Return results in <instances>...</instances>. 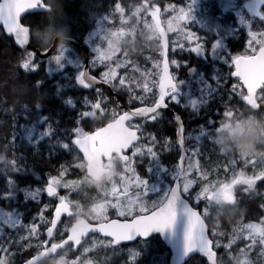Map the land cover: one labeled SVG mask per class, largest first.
Wrapping results in <instances>:
<instances>
[{
    "label": "snow or ice",
    "instance_id": "snow-or-ice-1",
    "mask_svg": "<svg viewBox=\"0 0 264 264\" xmlns=\"http://www.w3.org/2000/svg\"><path fill=\"white\" fill-rule=\"evenodd\" d=\"M260 4H264V0H259ZM193 0L186 3L184 7L169 6L165 9V13H169V19L166 24L160 19V10L154 6L152 0H145L139 5L135 12L132 13L133 19L139 24L143 21V28L150 33L147 39L155 38L157 41V52L159 59H156L152 65L151 71H146L143 84L137 83L135 88L131 83L126 81L127 76L118 75V70L127 68L133 65L134 62L128 60L129 54L123 51L115 50L113 41H120L129 36L136 34L134 27H125L127 21L124 19L125 10L117 3L115 5V13L120 14V27L116 30L100 29L96 35L99 39L107 42V48L96 47L93 49L95 53L91 62V66L95 68L97 63L107 68V71L102 74L101 81L104 84L110 85L118 92H127L129 100L128 107L130 111H124L118 114L116 111L111 113L112 119L103 126L97 127L94 131H85L79 126L80 119L76 120L75 127L63 128L60 131L63 133L66 142L49 143L48 148L51 150L57 147L62 150H67L69 153L75 152L76 156L94 158L100 156L102 158H110L118 155L123 163L122 173L113 180H110L100 192L102 199L99 202H94L93 212L96 219L82 231L78 237H72V234L67 231L62 235H66V239L61 240V246L70 244L80 246L83 239L90 234H103L104 239L100 241L103 247H115L122 242H131L134 238L148 237L153 231L171 229L177 223L180 216L185 219L184 224V246L185 253L193 252L202 253L210 264H216V253L214 248L220 247L219 241H213L209 238V232L205 220L210 217L209 209L213 205L219 203L228 204L230 207L237 205L236 188L239 185L245 193H251L259 181H264V167H261L257 172L258 163L264 164V154L258 157H247L230 153L233 157L231 167L225 166V172H232V178L225 180H209L208 174L202 171L200 163L197 160L192 162L193 157L199 156L201 153L193 145L191 150L185 149L184 145V122L178 114H174L173 121L177 125L178 143L181 146V161L187 159L188 164L185 168L179 165L169 170L160 166L157 152L154 147L141 144V141H147L150 145L157 144V136L153 133L144 134V128L147 123L157 122L163 119L162 113L167 110L170 105L182 106L188 108L191 106L193 112L197 109V100L193 99L194 95L198 96L201 105L209 104L213 100L219 99L223 111V117L233 116L237 114L238 107L232 104L233 99L238 98V102L243 107H250L256 110H264V31H253V27L257 24L264 28V7H255L254 15L249 18L250 24L246 32V42L242 39L241 43L244 46L243 53L233 55L229 51H221L219 58L211 60L210 53L215 54V49L218 42L210 43L204 36L199 35L187 23L191 19ZM43 8L46 11L51 10V6L44 3L43 0H0V26L10 36H13L15 42L23 47L29 44L30 27L22 23L24 14L30 9ZM151 17V23L147 17ZM106 19V17H105ZM136 27V26H135ZM145 35L144 31H141ZM169 34L177 37L176 40H169ZM193 44L195 46H193ZM55 52L50 55L49 53ZM26 56L23 59V69L28 71L38 70L39 65L34 57L36 52H29L25 48ZM41 55L48 57L46 75H51L53 72H61L66 83L64 88L79 87L83 89H92L97 83L95 76H90L88 71L84 70L85 65L79 60L72 57L70 48H45ZM125 58V63L120 62V56ZM195 56L197 60H211L213 64H223L227 66L229 71L226 75L221 73L220 68L213 69L210 75H202L196 70L188 60L183 63L176 59H170V56ZM152 60V57H148ZM41 61L40 63H44ZM55 67H51V65ZM170 65L175 66L177 72L180 69H187V79L180 77L173 72H170ZM66 67H73L76 70V75H71L63 72ZM234 69V70H232ZM135 71V67L133 68ZM235 79L236 83H232L231 87H227L230 79ZM43 81H37V86H40ZM139 89V92L136 89ZM98 97H103V93L99 88L95 89ZM225 97L227 100L225 101ZM81 107L90 108L91 111H83L79 113L82 118L94 117L96 112L105 114L107 103H112L111 100L103 98L96 102H91L88 97H83ZM64 103L76 109V103L73 98H63ZM182 100L185 102L182 105ZM138 102L142 107L133 108V103ZM102 104L105 107H102ZM39 110L40 105L38 104ZM25 111H27L25 107ZM219 114V113H217ZM26 118V117H25ZM139 118L142 123H133V120ZM15 119V118H14ZM48 117L42 116L39 122L32 125H17L19 132L14 134L12 145L16 146V141L19 139L23 143H27L29 147L39 150V144L50 139L54 134L51 125L47 130L37 131L41 124L48 123ZM59 124V121H56ZM217 122L214 120L207 121L208 129L212 130L216 127ZM210 131L204 128L199 130V135L190 137V139L199 141L202 137L208 138ZM145 149L150 158L151 167L146 171L152 176L155 183L149 184L147 179H141L135 175L133 165V157L145 155ZM126 150L132 151V156L125 155ZM191 152L190 155L186 153ZM75 156V157H76ZM19 159H23L21 156ZM243 163L245 168L251 167L253 175L249 176L245 171L236 172L235 166ZM14 165L15 172L18 174H27V169L18 167L16 161H11ZM80 170V165H75ZM67 173L66 168H62L58 176H51L47 180L46 188L43 189L50 198L58 197L59 203L55 208V217L50 221L51 226L47 227L46 235L49 239L44 240V252L49 256H54L59 247L54 239V229L60 221L61 215L67 213V200L64 195H60L58 189L63 188L68 190L73 185L72 180L65 181L63 178ZM163 177H170L174 181L173 185L162 186L164 183ZM194 186H200V190L195 195L197 207L190 206L189 200L193 199L192 190ZM41 189H36L35 192H30L28 189H21L13 180L7 181V189L0 194V198L5 200H16L19 193L25 194V204L29 200H35L36 194ZM149 192L162 193L155 200H147ZM115 201V203H113ZM19 202V201H17ZM203 203L204 207L198 211L197 208ZM47 205H45V208ZM260 207L264 209V204ZM112 208L117 211L118 217L122 219H109L108 209ZM43 210L39 215L41 221L44 220ZM6 220L4 223L13 229L23 227L27 231V236L20 237L21 240L27 242L34 236H38V225L36 223L30 226L20 224L19 218L13 219L12 213H5ZM36 218H34L35 220ZM2 232V229H0ZM221 235L224 233L212 232V236ZM237 240L247 241V250H252L259 246L264 251V217L258 223L240 224L233 230V235L229 238V243L226 246L231 248ZM8 242H11L10 240ZM39 247V245H38ZM77 247L76 249H78ZM0 250L7 251L0 243ZM87 251V250H86ZM245 249H241L243 253ZM136 255H139L138 253ZM42 253L38 252L36 256L26 261L25 264H39ZM0 264H8L3 258H0ZM238 264H248L247 261H238Z\"/></svg>",
    "mask_w": 264,
    "mask_h": 264
},
{
    "label": "trees",
    "instance_id": "trees-1",
    "mask_svg": "<svg viewBox=\"0 0 264 264\" xmlns=\"http://www.w3.org/2000/svg\"><path fill=\"white\" fill-rule=\"evenodd\" d=\"M167 1L168 0H160L159 3L162 5ZM144 2L145 0H47V4L51 6L50 13L44 11L31 12L23 18V22L32 27L33 43L37 46L44 47L39 34L52 25H54L52 28H55V31L59 34L65 35L69 32L71 37L83 42L95 22V19L92 17L94 12H96V20L99 17L102 19L106 17L103 21L105 25L108 28H117L120 26V14L115 13L114 10L115 5L119 3L125 10V16L131 19V23L129 24V26H131L136 22L135 19L131 18L132 13ZM152 2L155 3L157 1L154 0ZM148 19L151 21L150 16H148ZM138 47H140V45H138ZM243 49L244 47L239 45L237 51H242ZM25 56V50L17 48L12 38L6 35L0 26V163L6 162L8 164L6 167L0 168V194L7 189L8 180H13L18 187L32 184L29 174L34 171L37 173V176L44 175L42 178H47L49 175L58 176L62 168H66L67 173L65 176L68 178L75 177V167L73 166L75 165V156L77 153H69L67 150H62L58 147L51 150L50 153L48 144L66 142L60 130L74 126L76 124L75 119L80 117L79 113L89 109L81 107L83 104V97H88L93 103L96 102L97 98L100 100L106 98V100L113 101L112 103H107L106 107L102 104L103 107H105V114L100 115L102 119L100 124L104 123V117H111L113 111H120V107L116 104L114 97L108 90H100L103 93V97H98L95 90L86 91L79 87L64 88L63 85L66 83V80L63 78V75L54 73L47 76L45 62L40 63L41 61L37 58H35V61L39 65L38 70L28 71L23 69V59ZM148 57H152V60H148ZM158 57L157 41L155 38L149 42L147 49L141 48L139 52L134 54L138 66L142 69L152 70L153 60L155 58L158 59ZM178 59L181 63L186 60H183L182 57ZM195 60V56L190 57V64ZM68 68L71 72L67 73L74 76L73 71L75 70H73V67ZM94 72L96 74V70H94ZM177 73L180 79L188 78L187 69H180ZM37 81H43V83L37 86ZM59 85H61V90L59 89ZM63 98H73L76 103V109L73 110L71 107L67 106ZM128 100L129 97L127 92H119V103L125 104L128 103ZM226 100L227 97H225V101ZM38 104L40 105L39 110L36 107ZM138 104L140 103L135 102L132 106ZM232 104L239 108L237 114L234 115L236 121L243 122L244 118L252 112H255L257 115L264 113V110H254L250 107H243V105L238 102V98L233 99ZM172 106L174 109L180 110V113L184 117L187 132L186 145L189 150H191L194 145V140L190 139L193 134L190 129L192 124L195 123L201 127L205 125L208 119H216V115H220V112L212 113V108L214 107L218 108L219 111L225 110L219 99L213 100L209 104L201 107L199 111L192 113L187 112L181 106L174 104ZM25 107L27 111H25ZM162 115V120L153 123L150 122L148 124L146 133L156 134L159 138H168L167 141L166 139H161L159 141L158 138L156 147L160 160L169 165H174L179 155V150L175 142L176 124L174 122L170 123V121H173V114L170 111H164ZM42 116H47L49 118L48 123L41 124L37 131L47 130L48 126L51 125L54 133L52 137L42 141L39 144V150L29 147L27 143H23L19 139L16 141V146H13V136L19 132L17 125L35 124L39 122ZM57 120L59 124L56 123ZM85 122L87 123L83 125L89 127V129L94 126L92 121ZM217 125L219 124H216L214 129L208 130L210 131L208 138H201L202 142L199 151L201 154L198 157L203 171L206 169L213 171L214 168H211V166H220L222 162L228 158L223 152L217 153V151L222 148L221 140L210 138L211 134H214ZM203 128H208L207 124ZM189 153L191 154L190 151ZM21 156L23 157L22 160L19 159ZM230 158L233 159L232 156ZM13 160L16 161L18 167L26 168L30 173L28 175L17 174L14 171V165L11 163ZM236 166L242 167L243 165L239 163ZM247 172L252 173L251 170H247ZM83 173H85V170L78 169L77 174L79 177H81ZM38 182L36 181L35 184H38ZM20 200H22L20 197L15 201L0 198V207H4L8 210L17 209L22 213L23 218L28 221L31 217L29 210L32 201H28L25 204L24 201L20 203ZM237 201V205L231 207L228 204H221L213 205L211 208L210 217L211 215L218 216L217 221L219 222V226H214L212 225L210 217L208 218L211 232L214 227H218L219 233H224L223 236L219 235L223 239H228L238 225L256 222L264 217V209L260 207L261 204H264V181H259L251 193H245L242 189H239ZM39 207L40 205L36 204L37 210ZM52 207L51 204H48L45 213H51ZM202 207H204V205H202ZM159 242L162 244L160 240ZM38 249V244L32 241L26 244L19 243L12 245L8 250L9 260L14 263H20ZM157 251L156 249L155 252ZM95 252L96 250L93 253ZM102 252L108 253V250H102ZM78 253L79 252L70 251L68 258H73V256ZM151 253L152 250L141 253L136 259L135 264H156L155 256L158 261L157 264H161V255L159 253H154L155 255H152L153 253ZM221 253L222 251L219 257L223 259L225 264L233 263V259L230 258L228 260L226 254L223 253L221 255ZM120 259L121 258L117 259L113 257L111 259V261H113L111 264H116L115 262H118ZM55 260L56 259L53 258L42 262L43 264H55ZM122 260L126 262L130 261L127 257L122 258ZM68 261L69 259H67V262ZM122 264L126 263L123 262ZM186 264L208 263L204 257L195 255Z\"/></svg>",
    "mask_w": 264,
    "mask_h": 264
},
{
    "label": "rangeland",
    "instance_id": "rangeland-1",
    "mask_svg": "<svg viewBox=\"0 0 264 264\" xmlns=\"http://www.w3.org/2000/svg\"><path fill=\"white\" fill-rule=\"evenodd\" d=\"M250 1L251 0H217V6L219 8V13H218V17L220 16H224L226 15V13H228L229 11H232L234 13V17L227 19L226 17V22L224 21H220V20H216L215 17L211 16L213 15L212 13V8L208 7L205 11L204 14L207 16V23H206V28L211 30L215 24L218 23L219 21V29L217 31H212V33H210V39H209V46L211 42L217 41L218 42V46L215 49V54L210 53L211 56V60H215L217 58H219V54L221 53V51H229V46L231 45H237L239 42L243 40H245L246 42V32L248 29V26L250 24V20L249 18L252 16L250 13ZM197 3L198 0H193V3L191 5L192 7V12H191V19L189 21H187V23L189 25H194V21H195V16L197 14H199L198 12V7H197ZM169 6H175L177 8L179 7H184V6H179V5H173V4H168L166 5L165 9H168ZM163 10V17H164V21L165 24L167 22V20L169 19V13H165V11ZM111 19V18H110ZM124 19L127 21V24L125 25V27H134L135 28V32L136 34L134 36H129L125 39H122L120 41H113V46L115 48V50L117 51H123L125 53L129 54L128 60H131L134 62L133 65H130L127 68V71H125L123 68L118 70V75L120 76H127L129 79L126 81L127 83H131L132 86L135 88L137 83L143 84L144 82V73L146 71H151V69H142L138 66L136 59L134 58V54L136 52H139L141 48H148V44L152 39H147V35H150V33H147L146 30H144L143 28V21L139 24H137V21L134 22L131 26H129V24L131 23V19L127 16H124ZM105 19H98L95 20V26L92 28V30L90 31V33L87 36V44L89 45V47L91 48V50H93L96 47H101V48H107V42L103 41L101 39L98 38V36L96 35V33L102 28V29H111V30H116V28H108L105 27L103 25V21ZM147 20L149 23H151V21L148 19ZM136 26V27H135ZM202 26V24L200 25ZM198 26V27H200ZM256 26H259V24H257ZM54 25H52L51 27H49L48 29L42 31L41 34H39V36L41 37L42 41L45 43H49V40L51 38L52 33L55 31ZM120 26H118L117 28H119ZM254 29V30H253ZM253 31L259 32V31H264V28H261L259 26L258 29H256L255 27H253ZM141 31L145 32V35L141 34ZM196 31V30H195ZM82 33V32H81ZM80 33V34H81ZM79 34V35H80ZM172 35V34H171ZM173 40H176L177 37L172 35ZM138 45H140V47H138ZM193 46H195L193 44ZM63 48H68V47H63ZM242 53V52H240ZM240 53H232L233 55L236 54H240ZM95 55V53H94ZM94 55L91 57V62L94 58ZM72 57L74 59H77L80 61V63L83 62V60H80L77 56L72 54ZM159 59V58H158ZM172 59H177L176 56H172ZM156 58L153 60V63L155 62ZM211 60H208V67L207 68H197L196 70L200 71L202 73V75H210L213 71V69L216 68H220L221 69V73L226 75L227 72L229 71V69L227 68V66L223 65V64H213L211 63ZM47 61V60H46ZM120 62L121 63H125V58L121 55L120 56ZM47 68L49 67V65L47 64V62H45ZM51 67H55V65H51ZM92 67V66H91ZM135 67V71L133 70V68ZM175 68V66H173ZM93 68V67H92ZM93 69L98 70V72L101 73V75L107 71V68L103 65H100L99 63H97V66ZM63 72L67 73V72H71V70L66 67ZM53 73H59V75H62L61 72H53ZM52 73V74H53ZM76 74V70L73 71V74ZM232 83H236V80L233 78L231 80H229V84L228 87H231ZM137 92H139V89H136ZM193 99L197 100V108L199 106H201L198 96L194 95ZM183 101V100H182ZM184 102V101H183ZM185 103V102H184ZM85 111H91V109H87ZM230 128H235L236 130H240L242 129V123L231 120V119H227L226 123L223 125H219L216 128L217 132H224L225 129H230ZM196 136V135H195ZM160 139H167L165 137H161ZM141 144L145 145V142H141ZM153 147V145H150ZM223 151L229 155L230 153H233L229 147V145L225 144L224 145V149ZM264 154V153H262ZM260 154V155H262ZM199 161V157H193L192 162L195 163L196 161ZM242 163V162H241ZM188 164V160L186 162V167ZM243 164V163H242ZM6 165H8L6 162L0 163V168H4L6 167ZM225 166L231 167V161H223L221 164V168H214L213 171H210L208 174L209 180H225ZM14 167V166H13ZM162 168H166L165 165L161 166ZM175 166V164L169 169H173ZM201 167V166H200ZM261 167H264V164H260L258 163L256 171L258 172L260 170ZM248 168V167H247ZM247 168L244 167H240L238 168L237 166H235V170L236 172H240V171H245ZM15 169V168H14ZM251 171H253V169H250ZM203 171V170H202ZM230 172V176L227 179H231L232 178V172ZM5 173V172H4ZM30 172L27 171V174H29ZM247 174V173H246ZM248 175V174H247ZM31 176V181L34 182L35 180H37V175L35 173H32ZM251 176V175H249ZM162 178L164 179V181H162L164 184L162 186H168L170 185V181L168 180V177L165 178L162 175ZM64 179V178H63ZM65 180V179H64ZM68 181V180H65ZM73 181V185H71L69 187L68 190H64L63 188H60L59 190H61L62 194H65L66 199L72 204L74 210H75V217L71 218L72 220H74L76 217H80V216H86L88 218H90L91 220H95V214L93 212V204L94 201H90V203L87 204V206L81 202L79 199L75 198V196L73 195L74 192H78L80 190H82L83 188V184H80L78 182H76L75 180ZM155 183V181L153 182H149V184H153ZM21 189H28L30 192H35L36 189H41V191L39 193L36 194L35 200L33 201H38V199L40 197H45V195H43L44 191L43 189L44 186L41 185H36L34 183L28 185V186H24V187H19ZM194 188H199L197 190H195L194 192V200H195V195L196 193L200 190V186H194ZM153 194H155L154 192H152ZM22 198L23 201H25V194L23 192L19 193L16 200L18 198ZM50 198V197H49ZM53 202L58 199V197L55 198H50ZM102 199V197L99 199V201ZM157 199L156 197L151 199V200H155ZM149 200V201H151ZM10 201V200H9ZM15 201V200H14ZM112 209V208H109ZM209 213L211 211V208L208 210ZM5 213H12L13 219H17L19 218L20 220V224L25 225V226H30L31 224H33L32 222L29 223H24L22 221L21 218V213L17 210V209H12V210H8L6 208H0V229H2V232H0V237L2 236V239L7 241L5 243H2L3 245H8V241H13L17 238V236L22 235V234H28L26 229L23 227H18L17 229H13L10 226L6 225L4 223V221L6 220V216ZM117 213V212H116ZM41 214V212H40ZM39 214V215H40ZM44 220L43 221H39L38 225V236H34L32 238V240L34 241H38L40 244L43 242L44 238L40 237V233L44 232V228L46 227V223H47V218L45 216V213L42 212ZM38 215V217H39ZM79 215V216H78ZM40 224H43L45 227H43L41 229ZM62 231H66L68 228L67 224H63L61 226ZM233 235V234H232ZM230 235V237L232 236ZM229 237V238H230ZM229 238L228 239H223L222 237L218 236L216 241H219V244L221 245L218 248H222V252L224 254H226V258H232L234 260V264H238V261H247L248 264H264V251L261 250V248L259 246H257L256 248L252 249V250H247L246 248V244L248 243L247 241H241V240H237V242L235 244L232 245V247L229 249L226 246L229 243ZM101 240L98 239H92L90 240V242H88L85 246H83V248L80 250V254L79 257H77L76 259L73 258H68V254L69 252H65L64 254H62L61 256H59L58 258H55V264H85L87 260L89 259H94L96 260V253H92L94 250H96V248H98L101 243ZM152 246V242H147L146 243V250H149V248ZM109 247H107L106 249H108ZM136 246H130L126 249V251L129 253L130 257L132 256L133 252L136 251ZM241 249H245V251L242 253ZM87 250V251H86ZM118 252H121V250H118ZM90 253V255L88 256V258L83 262V259L85 258V256H87V254ZM92 253V254H91ZM98 257V255H97ZM0 258H3L7 261V256L4 254L3 251L0 252ZM67 259H69V261L67 262ZM220 262H222L221 259H219ZM89 264H94L93 262H89Z\"/></svg>",
    "mask_w": 264,
    "mask_h": 264
},
{
    "label": "water",
    "instance_id": "water-1",
    "mask_svg": "<svg viewBox=\"0 0 264 264\" xmlns=\"http://www.w3.org/2000/svg\"><path fill=\"white\" fill-rule=\"evenodd\" d=\"M263 4H260V2H259V0H252V4H251V10H252V14L254 15L255 13H254V9H255V7H261ZM38 10H45V9H43V8H37V9H30V10H28V12H26L24 15H26V14H28V13H30V12H35V11H38ZM160 10V9H159ZM161 13V12H160ZM160 19H161V21H162V18H161V15H160ZM22 22V21H21ZM25 26H28V25H25ZM28 27H30V26H28ZM5 31V30H4ZM6 32V31H5ZM13 37V36H12ZM13 39H14V37H13ZM32 37H31V27H30V39H29V44L28 45H25V46H23V47H21V46H19L16 42V45L18 46V47H20V48H32V49H34V51L37 53V56L38 57H40L41 59H46L47 57L46 56H43V55H41V53H43V51L44 50H41L40 48H38V47H36L33 43H32ZM14 41H15V39H14ZM60 43H64V44H72V45H76V46H79L80 48H82V46H81V44L75 39V38H73V37H70V39H69V37H67V36H62V35H59V34H57L55 37H54V39H53V41H52V43H51V45L48 47V48H56V49H58L59 48V44ZM55 52L53 51L52 53H49V55H51V54H54ZM84 65H85V68H84V70H86V71H88V74L90 75V76H95L96 77V80H97V83L94 85V87L92 88V89H95V88H100V89H107V90H109L115 97H116V92L113 90V88L110 86V85H108V84H104V83H102V82H100L101 81V79L100 78H98L96 75H93L91 72H90V62H89V58L86 56L85 58H84ZM170 72H172L171 71V65H170ZM81 89H83V88H81ZM92 89H83V90H92ZM143 105H138V106H133V108H137V107H142ZM169 109V108H168ZM125 111H130V109H129V107L128 106H126V108H125ZM123 113V112H122ZM121 113V114H122ZM173 114H178L180 117H181V119H182V116H181V114L178 112V111H173ZM136 119H139V118H136ZM135 120V119H134ZM183 120V119H182ZM105 126V125H104ZM184 129H185V127H184ZM184 145H183V147L186 149V147H185V130H184ZM176 138H177V144H178V146H179V148H180V151H181V146L179 145V143H178V137H177V131H176ZM125 152H128V150H126ZM186 155H187V153H186ZM180 157H181V154H180ZM85 160L87 161V164H88V174L90 175V176H92L93 178H96V179H98V178H100L105 172H108L109 171V169H107V168H104L103 166H102V162H101V160H100V156H96V157H94V158H89V157H85ZM184 163H185V160H183V161H181V159L179 158V162H178V165H183L184 166ZM173 186H174V184H173ZM58 204V203H57ZM189 204H190V206H192V204L189 202ZM193 207V206H192ZM56 208V207H55ZM55 208H54V210H53V214H52V219L55 217ZM195 208V207H194ZM66 210H67V212H68V214L67 213H64V214H62L61 215V218H60V221L62 220V218L64 217V216H71V215H73L74 213H73V210H71V206H70V204L67 202V206H66ZM197 210L198 211H200V209L199 208H197ZM51 219V220H52ZM115 219H117V218H115ZM60 221H58V223H57V226H58V224L60 223ZM92 222H89L86 218H82V219H79V220H77L75 223H73L72 225H71V227L69 228V232L72 234V237H78L79 236V234L82 232V231H84L86 228H87V226L89 225V224H91ZM205 223H206V226H207V229H208V232H209V225H208V223H207V221L205 220ZM184 224H185V219H184V217L183 216H180L179 218H178V220H177V223L175 224V226L173 227V228H171V229H164L163 231H160V230H155V231H153L148 237H150L151 235H153V234H158V235H160V238L164 241V243L169 247V249H170V258H169V261H168V263L167 264H185L191 257H193L194 255H201V256H203L206 260H207V258L202 254V253H199V252H193V253H190V254H186L185 253V246H184V239H183V233H184ZM51 226V224L48 226V227H50ZM47 230V229H46ZM46 230H45V234H46ZM54 231H55V229H54ZM91 235V234H90ZM100 235H102L103 236V234H100ZM148 237H146V238H148ZM87 238V237H86ZM141 238H144V239H146L145 237H141ZM209 238L210 239H212L211 237H210V233H209ZM47 239H49L48 237H47V235H46V240ZM63 239H66V236L63 238ZM135 239H137V238H134L133 240H135ZM84 240V239H83ZM83 240H82V242H83ZM132 240V241H133ZM82 242H81V244H82ZM122 243H127V242H122ZM56 244L58 245V247H59V251L60 250H62V249H65L66 247H67V245L68 244H66V245H62L61 246V241H59V242H56ZM80 244V245H81ZM77 247H79V246H75V245H73V249L74 250H77L76 248ZM214 250V252L216 253V259H217V261H216V264H220L219 262H218V258H217V256H218V253H217V251H216V249L214 248L213 249ZM59 251H57L56 252V254L59 252ZM41 253H42V256H41V259L40 260H43V259H45V258H48V257H50L49 255H47V253H45L44 252V248L40 251ZM55 254V255H56ZM54 255V256H55ZM34 256H36V254L35 255H33L32 257H34ZM31 257V258H32ZM30 258V259H31ZM30 259H28V260H30ZM27 260V261H28ZM26 262V261H25ZM25 262L23 263V264H25ZM207 262L210 264V262L207 260Z\"/></svg>",
    "mask_w": 264,
    "mask_h": 264
},
{
    "label": "flooded vegetation",
    "instance_id": "flooded-vegetation-1",
    "mask_svg": "<svg viewBox=\"0 0 264 264\" xmlns=\"http://www.w3.org/2000/svg\"><path fill=\"white\" fill-rule=\"evenodd\" d=\"M202 2V0H198V3H201ZM197 3V4H198ZM203 20H204V22L202 23V26H200V27H197V29H196V31L198 32V34L199 35H202V36H204L205 37V39H207L208 41H209V39H210V33H212V31H217L218 29H219V21H218V23L217 24H215L214 25V27L211 29V30H209V29H207L206 28V23H207V19H206V17H205V15L204 16H202L201 17ZM219 20L220 21H224V22H226V20H225V17L224 16H220L219 17ZM68 35H71L69 32L67 33ZM62 35V34H61ZM89 49V48H88ZM74 51L78 54V55H80L81 56V50L77 47V46H75L74 47ZM90 51V50H89ZM87 52V51H86ZM182 58H184V59H188V60H190V57H194V56H188V55H185V56H181ZM203 62H205V63H207L208 61H207V59H205V60H203V61H200V60H195L193 63H191V65L193 66V67H195V66H197L198 64H201V63H203ZM92 73H94V72H92ZM98 75V74H97ZM96 101H97V99H96ZM218 109V108H217ZM188 110H190V109H188ZM212 111H213V108H212ZM220 112V115H216V119H214V118H212L211 120H214V121H218V120H220V119H224V118H226L227 116H225V117H223V111H219ZM210 113H211V110H210ZM213 113V112H212ZM98 114H100V112H96V117H95V119H93V120H95V128L94 129H89V130H87V131H91V130H95L97 127H100L101 125H104L105 123H107V122H109V120H105L104 122V124H100V121H101V118H100V116H98ZM184 115V114H183ZM181 116H182V114H181ZM182 118L184 119V117L182 116ZM208 120H210V119H208ZM207 120V121H208ZM207 121L205 122V125L207 124ZM185 122V121H184ZM133 123H142V121L141 120H138V121H134ZM148 123L146 124V126H145V128H144V134L146 135V131H147V128H148ZM193 128H197V126H196V124L195 123H193L192 124V126L190 127V129L192 130ZM217 139H219L218 137H216ZM142 142H145V145H147V146H149V143L147 142V141H142ZM125 155H127V156H129V157H131L132 156V151L130 150L128 153H124ZM147 152H146V149H145V155L143 156V157H141V156H136V157H133V167L135 168V175L136 176H138V177H140L141 179H147L148 181H149V178H150V176H149V174H146L144 171H143V168L145 167V166H147L146 165V163L148 162V160H147ZM103 163H104V166H106V167H109L110 168V171H109V173H106V174H104L103 175V177L102 178H100V179H98V180H96V179H92L88 174H87V171H86V162H85V160H84V158L83 157H78V163H79V165H80V169L81 170H85V174H84V176L82 177V178H77L76 179V181H79V182H81V183H84V185L85 186H87V187H89L90 189H91V193L86 197V199L88 200V199H90V196L91 197H93V200L95 201V202H99V199L102 197V194L100 193L101 191H102V189L105 187V185H107L108 184V182L110 181V180H113L114 178H117L121 173H122V171H123V163H122V161L120 160V158H119V156L118 155H116V156H112L110 159H106V158H103ZM75 170H76V172L78 171V169L77 168H75ZM159 195H162V193H160ZM64 196H65V194H64ZM81 202H83L84 200H83V198H81V199H79ZM113 203H115V201H113ZM74 210V209H73ZM53 211V210H52ZM117 211L115 210V209H108V217H113V216H118L117 215V213H116ZM51 216H52V214H51ZM51 216H50V218H49V222H50V219H51ZM65 220H66V218H64L62 221H61V223H60V225H62L64 222H65ZM91 220V219H90ZM73 221V220H72ZM72 221H69L68 222V227H69V225L71 224V222ZM50 224V223H49ZM48 224V225H49ZM47 225V226H48ZM67 232V231H66ZM99 236V235H98ZM153 237V236H152ZM93 238H96V234L95 235H92V236H90V237H88L85 241H84V243L83 244H85V243H87L88 241H90V240H92ZM99 238L101 239V240H103L104 239V237H100L99 236ZM137 241H140V240H137ZM136 241V242H137ZM82 244V245H83ZM71 246V245H70ZM69 247V246H68ZM116 247V246H115ZM102 248V246L100 245L98 248H96V253L98 252V251H100V249ZM96 258H97V256H96ZM96 264H104V263H102V262H100V261H96Z\"/></svg>",
    "mask_w": 264,
    "mask_h": 264
},
{
    "label": "clouds",
    "instance_id": "clouds-1",
    "mask_svg": "<svg viewBox=\"0 0 264 264\" xmlns=\"http://www.w3.org/2000/svg\"><path fill=\"white\" fill-rule=\"evenodd\" d=\"M221 142L237 155L258 157L264 153V113L247 115L240 130L225 129Z\"/></svg>",
    "mask_w": 264,
    "mask_h": 264
},
{
    "label": "bare ground",
    "instance_id": "bare-ground-1",
    "mask_svg": "<svg viewBox=\"0 0 264 264\" xmlns=\"http://www.w3.org/2000/svg\"><path fill=\"white\" fill-rule=\"evenodd\" d=\"M59 35H61V34H59ZM62 36H64V35H62Z\"/></svg>",
    "mask_w": 264,
    "mask_h": 264
}]
</instances>
